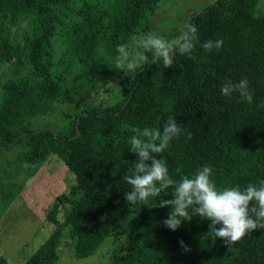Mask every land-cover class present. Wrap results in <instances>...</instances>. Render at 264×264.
<instances>
[{
  "label": "trees",
  "instance_id": "trees-1",
  "mask_svg": "<svg viewBox=\"0 0 264 264\" xmlns=\"http://www.w3.org/2000/svg\"><path fill=\"white\" fill-rule=\"evenodd\" d=\"M161 1L0 0V150L21 148L1 164L0 210L21 189L12 178L49 155L76 180L24 264H56L64 239L86 259L110 238L121 264H264V13L216 0L123 75ZM116 67L115 102L76 103L59 130L33 129Z\"/></svg>",
  "mask_w": 264,
  "mask_h": 264
},
{
  "label": "rangeland",
  "instance_id": "rangeland-1",
  "mask_svg": "<svg viewBox=\"0 0 264 264\" xmlns=\"http://www.w3.org/2000/svg\"><path fill=\"white\" fill-rule=\"evenodd\" d=\"M214 1L216 0H162L155 14L149 18V22L147 24L143 22L137 29L138 40L137 43L133 40L135 46L130 51L129 62L119 64L123 75L130 74L140 62L142 64L147 54L153 55L157 51L177 45L190 15L202 12ZM263 13L264 0H258L255 14ZM175 32L178 34L174 35ZM168 35L170 38H167ZM0 70L1 81L5 78L3 73L7 71V68L1 67ZM117 70L116 67L112 71L111 82L105 87L75 84L72 102L65 106H58L57 112L53 115L34 118L33 122H36L33 129L46 127L53 131L59 130V127L64 125L60 113L62 110L72 111L76 103L112 104L115 102L122 95ZM19 152L21 148L0 150V167L3 162H7ZM12 180L18 187L21 186V189L15 193L9 206L0 210V257L12 264H24L53 231L55 223L50 216L60 221L68 212V204H60L56 208L54 201L57 196L68 194L76 180L69 169L54 155H49L31 178L21 174ZM121 241L125 242V239ZM121 246L110 238L91 257L76 259L72 257L64 239L57 249L59 259L56 264H121L120 256L124 253Z\"/></svg>",
  "mask_w": 264,
  "mask_h": 264
},
{
  "label": "water",
  "instance_id": "water-1",
  "mask_svg": "<svg viewBox=\"0 0 264 264\" xmlns=\"http://www.w3.org/2000/svg\"><path fill=\"white\" fill-rule=\"evenodd\" d=\"M54 133V132H53Z\"/></svg>",
  "mask_w": 264,
  "mask_h": 264
}]
</instances>
